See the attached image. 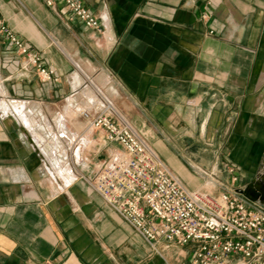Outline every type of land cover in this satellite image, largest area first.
Returning a JSON list of instances; mask_svg holds the SVG:
<instances>
[{
    "label": "crops",
    "instance_id": "obj_1",
    "mask_svg": "<svg viewBox=\"0 0 264 264\" xmlns=\"http://www.w3.org/2000/svg\"><path fill=\"white\" fill-rule=\"evenodd\" d=\"M46 1L0 0V20L57 79L0 37V264H188L185 247L153 253L80 178L120 148L78 109L99 93L188 190L207 191L174 148L199 143L251 179L264 163V0H79L100 30Z\"/></svg>",
    "mask_w": 264,
    "mask_h": 264
},
{
    "label": "built area",
    "instance_id": "obj_2",
    "mask_svg": "<svg viewBox=\"0 0 264 264\" xmlns=\"http://www.w3.org/2000/svg\"><path fill=\"white\" fill-rule=\"evenodd\" d=\"M60 1L84 27L100 30V18L79 0ZM46 5L52 6L53 1L47 0ZM0 37L26 58L43 81L57 80L54 70L1 20ZM78 115L86 132L103 134L102 146L116 144L120 148L110 153L91 178H80L153 253L160 254L164 243L191 247L188 264H264V206L236 193L234 185L240 181L236 165L225 161L228 181L220 193L188 190L99 93L78 109ZM69 164V173L75 174L72 155Z\"/></svg>",
    "mask_w": 264,
    "mask_h": 264
},
{
    "label": "rangeland",
    "instance_id": "obj_3",
    "mask_svg": "<svg viewBox=\"0 0 264 264\" xmlns=\"http://www.w3.org/2000/svg\"><path fill=\"white\" fill-rule=\"evenodd\" d=\"M209 134L210 132L206 131L205 135ZM174 150L175 154H177L176 160L179 169L188 173L189 177L198 186H203L204 190H207V192L212 191L215 194L220 193L225 188L228 181V175L223 169L225 161H220L218 164L211 163L209 161L211 159L208 158H211L209 155H212V153L209 150H212V148L199 143L196 146L185 147L184 149L174 148ZM203 156L204 159H207L206 162H201L200 159ZM256 176L257 173L251 179L246 180H243L240 176L242 180L239 189L244 188ZM185 249L187 252L192 253L191 247L186 246Z\"/></svg>",
    "mask_w": 264,
    "mask_h": 264
},
{
    "label": "water",
    "instance_id": "obj_4",
    "mask_svg": "<svg viewBox=\"0 0 264 264\" xmlns=\"http://www.w3.org/2000/svg\"><path fill=\"white\" fill-rule=\"evenodd\" d=\"M264 178V176H262ZM251 202H255L264 206V185H261L256 178H253L244 188L236 191Z\"/></svg>",
    "mask_w": 264,
    "mask_h": 264
},
{
    "label": "bare ground",
    "instance_id": "obj_5",
    "mask_svg": "<svg viewBox=\"0 0 264 264\" xmlns=\"http://www.w3.org/2000/svg\"><path fill=\"white\" fill-rule=\"evenodd\" d=\"M103 97V96H102ZM104 98V97H103ZM6 104V103H5ZM8 107V105H6ZM9 109V108H8ZM7 109V110H8ZM11 109V108H10ZM11 113L14 115V117L18 118L26 127H30V123H29V120L26 118L27 116H25L22 112H21V108L19 107H14L12 110H10ZM18 121V120H17ZM20 123V122H19ZM22 125V124H21ZM61 133V132H60ZM32 137V136H31ZM59 138V137H58ZM35 141H36V144L40 145L42 143H45V138L41 135H37L35 134V137H34ZM33 140V139H32ZM34 141V142H35ZM48 148V147H47ZM48 150V149H47ZM66 152V151H65ZM55 153V152H54ZM60 155V153H59ZM74 155V154H73ZM77 155V154H76ZM51 156V155H50ZM75 157V156H74ZM73 157V158H74ZM262 176H264V163L261 164V167H260V171L259 173H257V176L255 177L256 178V181H258L261 185H264V178H262Z\"/></svg>",
    "mask_w": 264,
    "mask_h": 264
}]
</instances>
